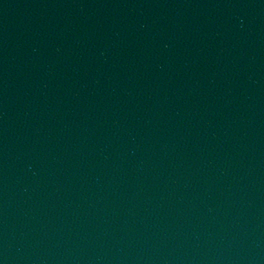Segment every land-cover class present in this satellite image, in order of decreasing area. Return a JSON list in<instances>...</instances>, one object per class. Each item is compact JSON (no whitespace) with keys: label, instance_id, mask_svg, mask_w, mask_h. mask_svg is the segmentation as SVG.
Wrapping results in <instances>:
<instances>
[{"label":"water","instance_id":"95a60500","mask_svg":"<svg viewBox=\"0 0 264 264\" xmlns=\"http://www.w3.org/2000/svg\"><path fill=\"white\" fill-rule=\"evenodd\" d=\"M0 264H264V0H0Z\"/></svg>","mask_w":264,"mask_h":264}]
</instances>
